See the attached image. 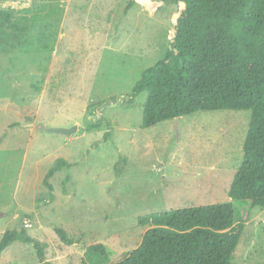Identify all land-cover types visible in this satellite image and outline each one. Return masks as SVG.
<instances>
[{
  "label": "rangeland",
  "instance_id": "rangeland-1",
  "mask_svg": "<svg viewBox=\"0 0 264 264\" xmlns=\"http://www.w3.org/2000/svg\"><path fill=\"white\" fill-rule=\"evenodd\" d=\"M151 1L156 12L136 2L125 13L127 0H0V14H11L8 23L0 15V236L30 219L26 232L50 264H80L94 243L120 260L146 230L139 216L229 201L250 110L141 128L146 92L132 88L164 57L175 10L174 0ZM73 125L70 135L41 128ZM57 158L70 167L49 179L51 200L42 180ZM232 203L244 228L231 264H264V208ZM58 226L75 242L63 243ZM0 264L40 263L16 241Z\"/></svg>",
  "mask_w": 264,
  "mask_h": 264
},
{
  "label": "trees",
  "instance_id": "trees-1",
  "mask_svg": "<svg viewBox=\"0 0 264 264\" xmlns=\"http://www.w3.org/2000/svg\"><path fill=\"white\" fill-rule=\"evenodd\" d=\"M156 12L151 0H127ZM172 30L164 57L141 73L133 96L146 92L141 128L197 111L250 110L242 159L228 188L229 201L150 212L137 218L146 226L140 243L120 260L103 243L88 245L80 264H231L244 223L235 221L232 202L264 208V0H174ZM10 9L0 15L10 22ZM98 124L89 125L88 129ZM125 158L115 164L117 172ZM57 158L42 184L53 200L49 179L63 168ZM68 179V173H66ZM55 233L65 244L75 240L63 227ZM32 244L40 264H50L45 244L23 224L0 236V257L13 242Z\"/></svg>",
  "mask_w": 264,
  "mask_h": 264
},
{
  "label": "water",
  "instance_id": "water-1",
  "mask_svg": "<svg viewBox=\"0 0 264 264\" xmlns=\"http://www.w3.org/2000/svg\"><path fill=\"white\" fill-rule=\"evenodd\" d=\"M13 3L11 1L7 2V5L11 6ZM177 120V117L174 118ZM42 129H44L47 132H58L64 135H70L74 133L77 130V125H73L69 128L65 127H47V126H42Z\"/></svg>",
  "mask_w": 264,
  "mask_h": 264
},
{
  "label": "built area",
  "instance_id": "built-area-1",
  "mask_svg": "<svg viewBox=\"0 0 264 264\" xmlns=\"http://www.w3.org/2000/svg\"><path fill=\"white\" fill-rule=\"evenodd\" d=\"M23 226H24L25 228H30V227H32V222L30 221V219H24V220H23Z\"/></svg>",
  "mask_w": 264,
  "mask_h": 264
},
{
  "label": "crops",
  "instance_id": "crops-1",
  "mask_svg": "<svg viewBox=\"0 0 264 264\" xmlns=\"http://www.w3.org/2000/svg\"><path fill=\"white\" fill-rule=\"evenodd\" d=\"M30 125L31 124H29V125H27L28 127H29V129H28V131H31L32 130V126H31V128H30ZM33 125V124H32ZM78 129V128H77ZM45 131V130H44ZM47 132V131H46Z\"/></svg>",
  "mask_w": 264,
  "mask_h": 264
}]
</instances>
